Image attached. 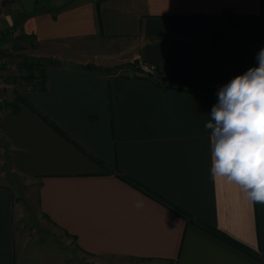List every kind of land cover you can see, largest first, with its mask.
I'll return each mask as SVG.
<instances>
[{
  "label": "crops",
  "instance_id": "1",
  "mask_svg": "<svg viewBox=\"0 0 264 264\" xmlns=\"http://www.w3.org/2000/svg\"><path fill=\"white\" fill-rule=\"evenodd\" d=\"M38 1L6 26L47 80L0 68V264H264V205L213 180L205 127L218 90L258 66L264 0ZM87 43L141 65L64 55Z\"/></svg>",
  "mask_w": 264,
  "mask_h": 264
},
{
  "label": "clouds",
  "instance_id": "2",
  "mask_svg": "<svg viewBox=\"0 0 264 264\" xmlns=\"http://www.w3.org/2000/svg\"><path fill=\"white\" fill-rule=\"evenodd\" d=\"M258 66L235 76L217 92L205 127L210 134V175L234 185L250 203L264 205V48Z\"/></svg>",
  "mask_w": 264,
  "mask_h": 264
},
{
  "label": "rangeland",
  "instance_id": "3",
  "mask_svg": "<svg viewBox=\"0 0 264 264\" xmlns=\"http://www.w3.org/2000/svg\"><path fill=\"white\" fill-rule=\"evenodd\" d=\"M19 1L20 0H0V35L3 33L5 34L7 30H11V36H13L14 30L11 27L7 28L6 26H8V20H10L11 13L17 12V8H18V5L20 3ZM45 1H47L49 5H52L50 3L51 0H45ZM56 1H59V0H56ZM68 1L69 2L70 1L78 2V1H82V0H68ZM17 36H19V35H17ZM11 38H13L14 44H12V46H14L16 36L11 37ZM20 41H21V43L23 42V46L20 43ZM20 41L19 42L16 41V43L18 44V46L16 48L17 50L15 49V51H12V52H11V49H12L11 45L8 44L9 40L4 42L3 44L1 43L0 48L5 53V55L0 56V58L3 59V62H5L4 60L8 59L9 56H11V57L13 56L14 59L19 60V59H21V56H23L25 54L30 58H36V57L30 55L29 53H27L25 51V48L26 49L29 48V46H26L27 45L26 42L29 40L20 39ZM63 47L66 48L64 50V55H70L71 53H78L80 51H84V53L90 57H94V56L96 57L97 56V55H95L96 53H99L98 55H100V53L101 52L103 53L105 49H106V51H111V52L113 50H116L117 51L116 55L112 57V62L114 63V65L107 67L112 73H121V74L130 73V72L135 71V69L137 68L135 66L141 65V62L139 64L134 63V59L133 60L131 59L133 52L130 53L128 46L125 44H122L121 47H120V45H112V46H108V47L101 46L100 47V46L93 45L92 43L90 45H88V43H87V45L83 44L78 49L76 47L73 48L71 45H65L64 44ZM16 55H17V57H16ZM5 56H7V57L4 58ZM89 63L94 64L93 62H89ZM44 64H45V62H44ZM20 76L21 77H19V75H15V78H17L16 81L21 79V81H24L25 83H27L22 78V73ZM34 82L35 81L33 80L32 83H34ZM4 98H5V96L3 97V99ZM5 102H6V99L4 101H1L0 104H4Z\"/></svg>",
  "mask_w": 264,
  "mask_h": 264
},
{
  "label": "trees",
  "instance_id": "4",
  "mask_svg": "<svg viewBox=\"0 0 264 264\" xmlns=\"http://www.w3.org/2000/svg\"><path fill=\"white\" fill-rule=\"evenodd\" d=\"M11 30H7L6 33L0 35V45L3 44L6 41H11ZM30 35L28 34H21L19 36H16L15 40L20 39H29ZM15 48L17 46H14ZM5 55L4 51L0 48V56ZM19 69L22 72V78L28 83V84H35L40 89L44 90L46 88V80H47V73L44 66L43 61L40 58H30L27 55L21 56V59H19ZM85 67H94L97 68L94 65L88 64ZM151 70L155 73V80L160 83V81H178L182 82L184 84L189 85H197V83H194V80L188 76L182 75V74H174V73H162L159 71H156V69ZM151 72V71H149ZM152 73V72H151ZM153 73V74H154ZM35 81L32 83V81ZM215 232H219L216 229H213Z\"/></svg>",
  "mask_w": 264,
  "mask_h": 264
},
{
  "label": "built area",
  "instance_id": "5",
  "mask_svg": "<svg viewBox=\"0 0 264 264\" xmlns=\"http://www.w3.org/2000/svg\"><path fill=\"white\" fill-rule=\"evenodd\" d=\"M4 61L5 62H3V59L0 58V68L8 67L10 69H14L16 71V73H18L20 71L19 66H18V64H19V60L18 59H12V60H9V61H7V59H6ZM4 100H5V98L3 99V97H0V102L4 101Z\"/></svg>",
  "mask_w": 264,
  "mask_h": 264
},
{
  "label": "water",
  "instance_id": "6",
  "mask_svg": "<svg viewBox=\"0 0 264 264\" xmlns=\"http://www.w3.org/2000/svg\"><path fill=\"white\" fill-rule=\"evenodd\" d=\"M139 61H140V60H139L138 58L134 59V63H135V64H138Z\"/></svg>",
  "mask_w": 264,
  "mask_h": 264
}]
</instances>
